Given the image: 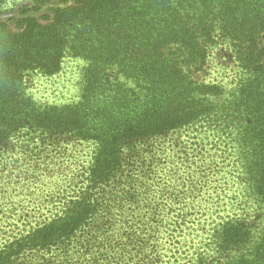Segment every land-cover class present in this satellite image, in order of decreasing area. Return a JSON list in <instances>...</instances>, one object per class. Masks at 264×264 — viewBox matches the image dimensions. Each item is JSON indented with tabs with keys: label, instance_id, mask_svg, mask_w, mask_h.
<instances>
[{
	"label": "trees",
	"instance_id": "1",
	"mask_svg": "<svg viewBox=\"0 0 264 264\" xmlns=\"http://www.w3.org/2000/svg\"><path fill=\"white\" fill-rule=\"evenodd\" d=\"M12 12L0 19V154L19 137L89 153L50 218L32 224L0 202V264H264V0H31ZM218 41L243 73L231 93L205 79ZM67 56L86 63L81 99L36 103L26 77L60 73ZM195 124L222 136L226 160L185 152L173 170L152 141ZM224 170L252 217L194 204Z\"/></svg>",
	"mask_w": 264,
	"mask_h": 264
},
{
	"label": "rangeland",
	"instance_id": "2",
	"mask_svg": "<svg viewBox=\"0 0 264 264\" xmlns=\"http://www.w3.org/2000/svg\"><path fill=\"white\" fill-rule=\"evenodd\" d=\"M30 1L0 0V19H7L15 15L16 13L12 11H15L21 3ZM85 64L81 58L67 56L62 70L58 74L51 76L41 73L29 74L26 77V91L40 105H63L78 102L82 96ZM242 74L228 43L218 41L210 46L205 70L207 81L218 83L228 93H231L240 83ZM203 130L204 128L200 124H195L178 133L159 137L152 142L155 147L164 151L161 156L158 153L157 155L167 161L168 165L173 166V170H176L177 165L180 164L181 157L186 156L185 152L190 154L188 157L196 156L199 162L203 160L202 165H207L210 162L222 164L221 161L226 158L224 146H222L224 144L222 136L219 139V135L213 133H209L211 134L209 135ZM22 141L26 143L25 145H30L29 147L33 152H36V155L26 154L28 155L26 156L22 151L28 150V148L21 146ZM88 145V143L65 142L63 137L60 140L49 138L35 142L30 138L26 141L20 137L14 139L4 148V153L0 154V202L4 203L7 210L10 207L17 208V210L24 208L26 211H30L29 221L32 224L50 218L52 215H50L49 209L53 208V204H59L56 195L67 196L68 191H71L72 177L80 169L79 165L88 158ZM140 147L137 145L134 149L133 147L130 149L137 152ZM34 169L35 171H33ZM225 170L218 174V177L221 178L220 182L213 181L212 185L211 183L207 185L206 194L200 197L201 199L195 200L194 204L198 208L221 209L223 216L231 212H245L252 217L254 213L253 200L248 194H245L242 184H239L236 178L233 179L228 175ZM33 173L42 174L39 177L36 175L35 178L38 177V182L28 188V184H26L28 179L25 177H31ZM171 178L172 181H175L173 179L176 177ZM211 192L216 193L215 197H210ZM9 193L12 196L10 205H7L6 197L1 198V196L4 194L8 196ZM53 197H55L56 203L52 200ZM13 200L14 203H12ZM16 219L12 211V217L4 223H16Z\"/></svg>",
	"mask_w": 264,
	"mask_h": 264
}]
</instances>
